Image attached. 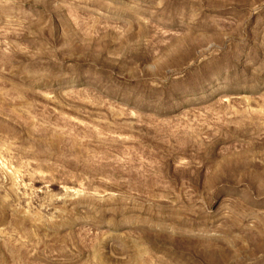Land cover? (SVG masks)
Segmentation results:
<instances>
[{
	"label": "rangeland",
	"instance_id": "rangeland-1",
	"mask_svg": "<svg viewBox=\"0 0 264 264\" xmlns=\"http://www.w3.org/2000/svg\"><path fill=\"white\" fill-rule=\"evenodd\" d=\"M0 264H264V0H0Z\"/></svg>",
	"mask_w": 264,
	"mask_h": 264
}]
</instances>
